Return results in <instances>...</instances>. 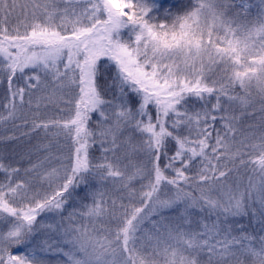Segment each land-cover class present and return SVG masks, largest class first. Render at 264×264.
Masks as SVG:
<instances>
[{
	"label": "snow or ice",
	"instance_id": "6c2138e0",
	"mask_svg": "<svg viewBox=\"0 0 264 264\" xmlns=\"http://www.w3.org/2000/svg\"><path fill=\"white\" fill-rule=\"evenodd\" d=\"M0 86V264H264V0H0Z\"/></svg>",
	"mask_w": 264,
	"mask_h": 264
},
{
	"label": "rangeland",
	"instance_id": "374dc122",
	"mask_svg": "<svg viewBox=\"0 0 264 264\" xmlns=\"http://www.w3.org/2000/svg\"><path fill=\"white\" fill-rule=\"evenodd\" d=\"M4 93H5V86H0V104L5 103ZM251 99H252V106H250L248 110L252 112V115L242 117V119L244 120L242 130H245V131L258 130L261 127L262 123H264V121H262L261 119V113L259 110L260 109V97L259 95H257L255 91H253ZM234 110L238 116L241 115V105L239 104L235 105ZM0 111H3V109L0 108ZM249 126H251V128H249ZM13 131L14 129H13V125L11 124V122H8L3 128H0V134H6L8 132L12 133ZM38 142H39V139L35 138V144ZM0 151L3 152L4 162L6 164H12L16 166L17 163L19 162V163H22L24 167L29 166L28 159L25 158L21 160L20 156L15 153V150L13 148H10L9 146L5 147L4 145L3 146L0 145ZM96 155L99 156V153H96ZM35 159L36 158L34 157V160ZM52 164L56 165L55 160L52 161ZM47 222L54 223V221H52L50 218L47 219ZM54 264H55V260H54Z\"/></svg>",
	"mask_w": 264,
	"mask_h": 264
},
{
	"label": "trees",
	"instance_id": "16d2710c",
	"mask_svg": "<svg viewBox=\"0 0 264 264\" xmlns=\"http://www.w3.org/2000/svg\"><path fill=\"white\" fill-rule=\"evenodd\" d=\"M184 3H187L188 0H183ZM173 11H176V9H173ZM7 135H11V132L6 133ZM18 136L20 135L19 132L16 133ZM38 138L39 140L41 139V137H35ZM35 138L32 139L31 141L28 140V138L26 137H21V139L19 141H11V142H5V144L7 146H9L10 148H13L15 150V153L18 154L22 151H27L29 147H31L32 145H35ZM33 142V143H32ZM3 146V145H2ZM34 159V157H33ZM12 161V160H11ZM9 162V161H8ZM241 178H245V174L243 173V170H241ZM3 179V174L0 173V180ZM246 182V181H245ZM79 204L76 205V210L79 211ZM69 211L73 210L72 208L68 209ZM242 223H244L246 226L251 228H258V224H256L255 221L251 222V225H249V219L248 218H244Z\"/></svg>",
	"mask_w": 264,
	"mask_h": 264
}]
</instances>
